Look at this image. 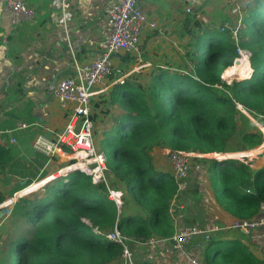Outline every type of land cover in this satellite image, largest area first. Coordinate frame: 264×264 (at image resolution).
<instances>
[{
  "label": "trees",
  "instance_id": "1",
  "mask_svg": "<svg viewBox=\"0 0 264 264\" xmlns=\"http://www.w3.org/2000/svg\"><path fill=\"white\" fill-rule=\"evenodd\" d=\"M185 19L182 67L156 66L145 81L126 76L92 100L93 145L104 157L106 181L93 183L76 170L18 198L0 236V264H124L119 243L91 235L113 226L137 242L171 238L168 200L175 183L149 155L162 144L213 152L215 158L200 159L216 203L236 218L256 215L264 201V164L249 168L254 155L240 157L248 166L219 158L263 139L250 118L264 128V0L248 2L236 41L229 30ZM237 47L250 52L245 73L250 67L252 73L229 83L224 79L245 74L229 71ZM110 189L122 193L120 207ZM201 258L205 264H264L238 236H209Z\"/></svg>",
  "mask_w": 264,
  "mask_h": 264
},
{
  "label": "crops",
  "instance_id": "2",
  "mask_svg": "<svg viewBox=\"0 0 264 264\" xmlns=\"http://www.w3.org/2000/svg\"><path fill=\"white\" fill-rule=\"evenodd\" d=\"M65 1L67 6L62 8L60 0H26L33 7L35 16L18 22L0 3V129L17 127L22 123L26 125L16 129L11 136L0 133V195L5 198L0 227L7 221L13 206L10 203L11 194L59 167L58 155L47 156L33 147L38 134L56 141L57 133L63 129L69 116V110L63 109L52 94L53 79L56 78V82L61 77L72 75L74 60L84 62L96 55L99 43L109 31L106 10L111 0ZM250 1L137 0L142 11L156 22V27L142 32L141 46L139 41L137 44L139 55L136 56L135 52L116 53L112 57L113 67L116 70L129 68L121 76L137 70L148 76L156 66L182 67L181 56L186 40L181 33L185 29V18H195L202 26L221 30L226 22L234 26L239 17L243 20ZM187 7L191 10L187 11ZM235 8L237 10L233 11ZM179 38L184 39L180 47L175 44ZM241 68L239 65L237 69ZM114 80H107V85L103 87L96 86L93 99L107 92ZM252 150L256 160L251 169H257L264 164V142L245 151L224 153V157L239 158ZM197 160L196 164H203L201 159ZM155 163L170 175V165L164 156L158 157ZM55 164L56 169L53 168ZM194 169L193 166L189 168L192 190L179 194L178 214H171L174 233L190 223L205 231L195 235L187 244L188 252L201 257L206 239L217 234L230 240L235 236L241 237L252 253L264 257V239L256 232L245 234L223 229L237 218L216 203L205 165L203 170ZM204 195L209 199L208 205L202 202ZM184 199L188 204L184 210H178L183 207ZM150 238L155 241L149 242ZM150 238L145 242L129 243L131 264H186L174 249L172 237Z\"/></svg>",
  "mask_w": 264,
  "mask_h": 264
},
{
  "label": "built area",
  "instance_id": "3",
  "mask_svg": "<svg viewBox=\"0 0 264 264\" xmlns=\"http://www.w3.org/2000/svg\"><path fill=\"white\" fill-rule=\"evenodd\" d=\"M62 8L67 6L65 0H60ZM6 10L15 22L20 20H31L35 16V11L26 0H0ZM187 11L191 9L186 8ZM237 9H233L236 11ZM107 24L109 31L105 38L99 43V50L91 59L79 62L73 61L74 72L72 75L59 78L52 86V94L59 105L69 110V116L63 129L57 133L56 141H51L45 136L38 134L33 147L42 151L47 156L54 154L59 156V167L54 172L47 174L38 181L40 186L45 185L52 180L65 177L69 173L80 170L90 175L93 183L106 181V165L102 153L98 152L93 145V122L91 120V103L95 94V87L100 86L106 81L108 75L112 73V57L116 53L135 52L139 55L137 44L142 32L145 29H153L156 22L150 19L138 5L137 0H111L106 10ZM242 18H238L237 23L231 26L229 22L221 26V31L229 29L234 40H237L238 27ZM238 56L245 55L248 60L250 52L247 49L237 47ZM250 73L247 74L249 77ZM118 79V78H117ZM114 82H123V78L114 80ZM25 124H19L17 127L0 129V133L11 136L16 129L24 128ZM15 141V138H11ZM211 153H200L191 150L172 149L166 144L153 146L149 149L150 157L156 161L158 157L164 156L170 165V175L175 183V192L168 200V211L170 214L176 213V207L179 205V194L186 191L189 187V168L194 158H215ZM228 159H240L232 156ZM79 164V168L75 165ZM247 165V164H246ZM35 182H30L24 187L14 191L11 196V204L26 195L29 187ZM249 191V190H248ZM109 197L113 199L117 206L121 204L120 192L109 190ZM2 203H0V207ZM224 230H237L245 234L256 232L258 236L264 239V201L260 202L259 210L253 218H237L232 223L225 225ZM119 243L122 247V258L124 264H131L130 242H137L126 234L120 233L116 226L108 232H96ZM205 231L197 224L190 223L184 225L180 230L172 235L173 247L182 256L186 264H205L203 259L197 255L188 252L187 244L198 234H204ZM208 236L206 235V238ZM155 241L150 238L149 242Z\"/></svg>",
  "mask_w": 264,
  "mask_h": 264
},
{
  "label": "rangeland",
  "instance_id": "4",
  "mask_svg": "<svg viewBox=\"0 0 264 264\" xmlns=\"http://www.w3.org/2000/svg\"><path fill=\"white\" fill-rule=\"evenodd\" d=\"M142 38V35H141V37H140V39ZM140 39H139V47L141 46L140 44ZM183 41H184V39H177V42L175 43V44H177L179 47L181 46V44L183 43ZM249 61V60H248ZM235 62V59H233L232 60V63H231V65L233 64ZM231 67V66H230ZM229 67V68H230ZM128 69L129 68H126V69H119V70H116L114 67H113V70H112V73L110 74V75H108V77L106 78V81L103 83V84H101L100 85V87H103V86H105V85H107V80L109 79V76H114L115 78H125L126 76H134L135 78H139V79H141V80H144L145 78H146V76H144L143 75V73H142V71L141 70H137V71H135L134 73H132V74H129V75H126V76H121V74H122V72L124 73V72H126V71H128ZM222 75V74H221ZM224 76V75H223ZM236 74H233L232 75V77L231 78H228V79H224L226 82H233L234 80H240V79H243V78H246V77H248L247 75H246V73L242 76V77H239V78H236ZM118 79H116V80H118ZM240 107V106H239ZM262 131V130H261ZM262 135H263V139H262V142L260 143V144H258V145H262L263 144V142H264V131H262ZM258 145H255V146H258ZM255 146H253V147H255ZM102 148H103V146H102ZM162 157V156H161ZM240 158V157H239ZM158 159V158H157ZM197 159H200V158H194L192 161H191V163H193V165H191V166H193L195 169L194 170H197V169H201V170H203L202 168H203V166L205 165V163L204 162H202L203 164H196L197 162H198V160ZM238 161H240L241 163H243V164H247L244 160H241V159H237ZM256 159H254V161H255ZM53 166V165H52ZM191 166H190V168H191ZM246 166H248V164L246 165ZM250 167V166H249ZM53 168L54 169H56L57 168V165L55 164L54 166H53ZM251 168V167H250ZM190 171V170H189ZM202 172V171H201ZM54 174L56 175V170H54ZM41 175V174H40ZM39 178H41V177H39ZM38 178V179H39ZM106 178V177H105ZM207 180H208V176H207ZM36 183V182H35ZM208 184H209V182H208ZM192 184H190L189 183V187H188V189H189V193H190V191L192 190ZM120 192V191H119ZM188 193V192H187ZM121 196H122V193L120 192V200H121ZM184 202H182V208H179L178 210H182L183 208H185V206L188 204V201L186 200V199H184L183 200ZM208 201H209V199L207 198V196H203V198H202V202H205V204L206 205H208L209 203H208ZM121 204H122V200H121ZM121 204L119 205V207L121 206ZM9 207V206H8ZM129 207V206H128ZM131 210H133V208H131ZM184 210V209H183ZM177 214H178V211H177V213H175V215L174 216H177ZM7 226H8V222L7 221H4V223H3V225L0 227V236L1 235H3L4 233H5V229L7 228ZM91 235L93 236V237H95V238H100V236L99 235H97L96 234V232L94 233V232H91ZM130 246V245H129ZM131 260H132V258H131Z\"/></svg>",
  "mask_w": 264,
  "mask_h": 264
},
{
  "label": "bare ground",
  "instance_id": "5",
  "mask_svg": "<svg viewBox=\"0 0 264 264\" xmlns=\"http://www.w3.org/2000/svg\"><path fill=\"white\" fill-rule=\"evenodd\" d=\"M234 59H235V62L232 64V66H231L229 71L232 72V73H241V74L245 73L246 70L249 68V65H250L249 61H248V58L243 54L241 56H237ZM239 65L242 66L241 69H237L239 67ZM221 155L224 157V154H221ZM243 155L251 156V155H255V153L252 150V151H247L246 153H243L242 156ZM79 166H80L79 164H76L75 168H79Z\"/></svg>",
  "mask_w": 264,
  "mask_h": 264
},
{
  "label": "water",
  "instance_id": "6",
  "mask_svg": "<svg viewBox=\"0 0 264 264\" xmlns=\"http://www.w3.org/2000/svg\"><path fill=\"white\" fill-rule=\"evenodd\" d=\"M55 79L56 78H54L53 79V84L55 83ZM256 125H257V127L260 129V130H262V131H264V129H263V127H261L259 124H257V122L256 121H254L252 118H250ZM261 131V132H262ZM229 157H222V158H219L220 160H226V159H228ZM44 185H42V186H40V182H36L35 184H33V185H31L30 187H29V190H34V189H40L41 187H43ZM3 206V205H2ZM5 212V207L3 206V207H1L0 208V215L2 214V213H4ZM171 241L173 242V240L171 239Z\"/></svg>",
  "mask_w": 264,
  "mask_h": 264
},
{
  "label": "clouds",
  "instance_id": "7",
  "mask_svg": "<svg viewBox=\"0 0 264 264\" xmlns=\"http://www.w3.org/2000/svg\"><path fill=\"white\" fill-rule=\"evenodd\" d=\"M250 69H252L251 67H250ZM252 73V72H251Z\"/></svg>",
  "mask_w": 264,
  "mask_h": 264
}]
</instances>
